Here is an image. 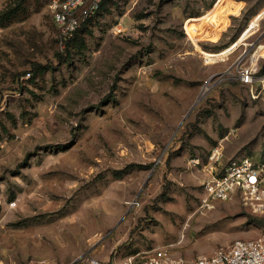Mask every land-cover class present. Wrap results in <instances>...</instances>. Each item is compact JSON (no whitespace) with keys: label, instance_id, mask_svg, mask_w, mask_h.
Instances as JSON below:
<instances>
[{"label":"rangeland","instance_id":"1","mask_svg":"<svg viewBox=\"0 0 264 264\" xmlns=\"http://www.w3.org/2000/svg\"><path fill=\"white\" fill-rule=\"evenodd\" d=\"M234 1L108 0L68 55L47 0H0V264L264 239L240 199L203 201L214 148L264 163V98L238 79L254 54L264 76V0Z\"/></svg>","mask_w":264,"mask_h":264},{"label":"built area","instance_id":"2","mask_svg":"<svg viewBox=\"0 0 264 264\" xmlns=\"http://www.w3.org/2000/svg\"><path fill=\"white\" fill-rule=\"evenodd\" d=\"M102 0H48L47 7L61 31L64 40L71 39L90 18L99 11ZM220 3L217 0L213 9ZM221 7L226 6L223 2ZM190 20V19H189ZM184 32L193 43L205 41V30H187ZM207 41V40H206ZM254 59V60H253ZM255 54L252 63L238 67V79L247 86L253 98H264V76L258 77ZM255 62V63H254ZM223 162V150L216 147L209 157L210 173L203 186L204 204L212 208L213 202H231L240 199L242 205L252 214L264 215V163H256L249 158ZM27 264H48L42 260H33ZM82 264H101L94 258ZM120 264H264V239L235 240L220 247L211 256H200L193 260H184L172 254L171 247L156 248L151 252L136 254L125 258Z\"/></svg>","mask_w":264,"mask_h":264},{"label":"trees","instance_id":"3","mask_svg":"<svg viewBox=\"0 0 264 264\" xmlns=\"http://www.w3.org/2000/svg\"><path fill=\"white\" fill-rule=\"evenodd\" d=\"M48 3V0H47ZM108 4V0H102L101 4H100V9L104 8L106 5ZM84 25V24H83ZM84 28V26L82 27ZM82 28H80L75 35L68 40L67 44H66V53L69 55V50H70V46L72 45V43L78 38L80 32L82 31ZM236 40V38H233L231 41L234 42ZM223 48H226L227 46L225 44L222 45ZM57 61L59 63H70V57L68 58L67 56H65L63 53H57L56 55ZM46 67V66H45Z\"/></svg>","mask_w":264,"mask_h":264},{"label":"crops","instance_id":"4","mask_svg":"<svg viewBox=\"0 0 264 264\" xmlns=\"http://www.w3.org/2000/svg\"><path fill=\"white\" fill-rule=\"evenodd\" d=\"M235 2V1H234ZM235 3H240L241 4V7H240V9H239V12L238 13H240L241 11H242V9L244 8V4H245V2H244V0H236V2ZM232 40V39H231ZM231 40H227V42L225 43V45L226 46H230V44H232V41Z\"/></svg>","mask_w":264,"mask_h":264},{"label":"bare ground","instance_id":"5","mask_svg":"<svg viewBox=\"0 0 264 264\" xmlns=\"http://www.w3.org/2000/svg\"><path fill=\"white\" fill-rule=\"evenodd\" d=\"M209 89H210V86H206V88L203 91V95H205L208 92Z\"/></svg>","mask_w":264,"mask_h":264},{"label":"water","instance_id":"6","mask_svg":"<svg viewBox=\"0 0 264 264\" xmlns=\"http://www.w3.org/2000/svg\"><path fill=\"white\" fill-rule=\"evenodd\" d=\"M198 103H199V101L196 103V105H197ZM196 105H195V106H196ZM195 106H194V107H195ZM194 107H193V108H194ZM191 111H192V110H191ZM191 111H190V112H191Z\"/></svg>","mask_w":264,"mask_h":264}]
</instances>
